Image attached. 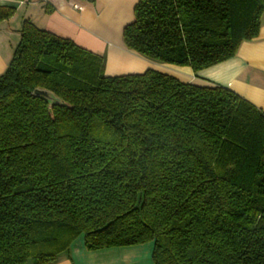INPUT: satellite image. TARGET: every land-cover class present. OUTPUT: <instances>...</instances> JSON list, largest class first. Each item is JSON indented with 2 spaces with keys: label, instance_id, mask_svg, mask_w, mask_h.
<instances>
[{
  "label": "trees",
  "instance_id": "trees-1",
  "mask_svg": "<svg viewBox=\"0 0 264 264\" xmlns=\"http://www.w3.org/2000/svg\"><path fill=\"white\" fill-rule=\"evenodd\" d=\"M263 15L264 0H138L122 39L196 74ZM104 65L23 20L0 75V264H54L80 236L88 251L151 243L152 264H264V113L219 85Z\"/></svg>",
  "mask_w": 264,
  "mask_h": 264
},
{
  "label": "crops",
  "instance_id": "crops-1",
  "mask_svg": "<svg viewBox=\"0 0 264 264\" xmlns=\"http://www.w3.org/2000/svg\"><path fill=\"white\" fill-rule=\"evenodd\" d=\"M138 0H0L14 3L15 14L0 23V75L6 70L23 20L105 59L104 74H139L148 69L170 74L184 83L219 85L228 88L264 113V15L258 37L243 42L234 57L194 74L188 67L152 62L128 50L122 30L133 20ZM151 243L88 251L83 239H76L68 253L54 264H152Z\"/></svg>",
  "mask_w": 264,
  "mask_h": 264
},
{
  "label": "water",
  "instance_id": "water-1",
  "mask_svg": "<svg viewBox=\"0 0 264 264\" xmlns=\"http://www.w3.org/2000/svg\"><path fill=\"white\" fill-rule=\"evenodd\" d=\"M86 1H89V0H86ZM34 95L35 96H39V97H43L44 99L48 100V101H55V99L51 96L50 93L44 91V90H40V89H36L34 91Z\"/></svg>",
  "mask_w": 264,
  "mask_h": 264
},
{
  "label": "rangeland",
  "instance_id": "rangeland-1",
  "mask_svg": "<svg viewBox=\"0 0 264 264\" xmlns=\"http://www.w3.org/2000/svg\"><path fill=\"white\" fill-rule=\"evenodd\" d=\"M82 237L80 236L79 239H81Z\"/></svg>",
  "mask_w": 264,
  "mask_h": 264
}]
</instances>
